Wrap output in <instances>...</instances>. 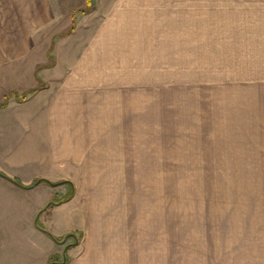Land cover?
<instances>
[{
  "label": "crops",
  "instance_id": "0c3cea01",
  "mask_svg": "<svg viewBox=\"0 0 264 264\" xmlns=\"http://www.w3.org/2000/svg\"><path fill=\"white\" fill-rule=\"evenodd\" d=\"M73 2L66 32L48 45L51 61L36 53L38 31L57 23L53 17L42 21V14L56 13L58 6L51 0H0V24L6 19L24 33L0 40L1 92L36 89L37 76L47 84L24 102L12 97L0 110V264H49L68 244L66 264H200L186 256L185 242L171 261L169 199L123 196L109 175L135 172L138 141H153L148 130L138 137V126L152 123L146 110L154 108L148 95L155 91L137 87V58L130 64L136 50L150 48L145 54L168 66L185 62L204 42L217 40L211 17L77 23L75 16L90 14L82 8L90 3L94 9V3ZM221 5L227 83L264 87V0H115L114 13L196 15L210 6L205 13L216 14ZM243 123L244 133L258 134L248 140H262V122ZM39 179L61 184L28 186ZM67 181L74 196L45 209L72 190ZM69 234L81 237L78 245L72 237L64 244L54 238ZM247 257L235 264H264Z\"/></svg>",
  "mask_w": 264,
  "mask_h": 264
},
{
  "label": "rangeland",
  "instance_id": "374dc122",
  "mask_svg": "<svg viewBox=\"0 0 264 264\" xmlns=\"http://www.w3.org/2000/svg\"><path fill=\"white\" fill-rule=\"evenodd\" d=\"M92 1L94 9L84 6L83 11L89 10L90 14H77V23L177 21L179 17L188 20L200 15L206 21V17H211V36L216 35L217 40L211 44L204 42L200 52L188 55L190 59L185 62H169L168 66L166 61H152V56L145 54L150 48L136 50L130 64L137 58V87L151 86L155 91L148 95L152 96L154 108L146 110L152 123L139 125L138 137H145L141 133L148 130L153 141H138L135 172L109 177L123 196L169 199L171 261L176 262L178 250L185 242L186 256L194 257L200 264L242 263L251 255L253 262L264 263V87L227 83L224 6H219L216 14L205 13L214 7L203 6V12L196 15L146 12L115 15V0ZM219 1L224 4V0ZM52 2L58 6L56 13L42 14V21L53 17L52 21L57 23L51 29L38 31L41 46L36 51L39 55L47 54L49 60H55L53 48L48 49L51 38L66 32L65 27L71 23L69 7L74 3ZM5 16L12 17L10 13ZM20 33L24 35L23 30L10 28L6 19L0 24L2 41L20 37ZM5 92L0 90V104L8 94L4 95ZM243 121L262 122L263 131L255 127L262 140H248L257 139L258 134L244 133ZM71 191L76 193L74 188ZM61 193L54 204L69 195ZM53 257L57 262L63 260L62 253Z\"/></svg>",
  "mask_w": 264,
  "mask_h": 264
},
{
  "label": "trees",
  "instance_id": "16d2710c",
  "mask_svg": "<svg viewBox=\"0 0 264 264\" xmlns=\"http://www.w3.org/2000/svg\"><path fill=\"white\" fill-rule=\"evenodd\" d=\"M89 9H92V5L89 3ZM83 12H89V10H84ZM51 60H54V59H51ZM42 67H39V69L38 70H40ZM37 70V71H38ZM37 79H38V81H39V87L37 88V89H32V90H29V91H25V92H23V93H17V92H15V91H11V92H9L5 97H4V101L2 102V104H0V109H3V108H5L6 106H8V104H9V100H10V98L12 97V95L14 94L15 95V98H17L18 100H19V102H24V101H26V96L29 94V93H35V92H37V91H39V90H42V89H45V83L42 81V79L41 78H39L38 76H37ZM42 180V182H47L48 184H50V185H53V186H55L56 184H58V183H52V182H50V181H48V180H45V179H41ZM37 181L38 180H36V181H34L33 183H32V185L31 186H34L36 183H37ZM18 184H20L21 185V183L19 182V181H16ZM66 183H69L71 186H72V189H73V184L71 183V182H66ZM74 196V193H73V191H71L70 193H69V195L68 196H66L65 198H63L62 200L63 201H67V200H69V199H71L72 197ZM61 200V201H62ZM60 202V201H59ZM53 202L49 205V207L48 208H50L51 206H53ZM52 236V235H51ZM53 237V236H52ZM55 238V240L57 241V242H60L62 239H59V238H56V237H54ZM81 239V237H79V240ZM68 249H70V247L68 248ZM57 261V259L55 258V257H52L51 259H50V261H49V264L50 263H52V262H56ZM68 261H69V256H67V263H68Z\"/></svg>",
  "mask_w": 264,
  "mask_h": 264
},
{
  "label": "water",
  "instance_id": "95a60500",
  "mask_svg": "<svg viewBox=\"0 0 264 264\" xmlns=\"http://www.w3.org/2000/svg\"><path fill=\"white\" fill-rule=\"evenodd\" d=\"M40 182H42V181H37V183L36 184H38V183H40ZM58 184H61V183H58ZM58 184H56V185H58ZM51 204V203H50ZM50 204H48L46 207H45V209H47L48 207H49V205ZM56 204V203H55ZM44 231H46L47 233H49L50 235H51V233L48 231V230H46V229H44V228H42ZM74 238L75 239V242L73 243V245H78V243H79V240H78V238L76 237V235L75 234H69V235H67L66 237H64V239H62L61 241H60V243L61 244H64L69 238ZM71 246V244H68L66 247H65V249H64V251H63V260H62V262H52V263H50V264H66V262H67V251H68V248Z\"/></svg>",
  "mask_w": 264,
  "mask_h": 264
}]
</instances>
